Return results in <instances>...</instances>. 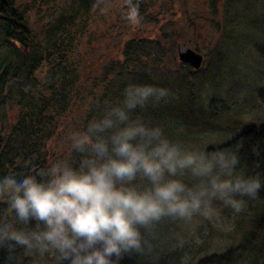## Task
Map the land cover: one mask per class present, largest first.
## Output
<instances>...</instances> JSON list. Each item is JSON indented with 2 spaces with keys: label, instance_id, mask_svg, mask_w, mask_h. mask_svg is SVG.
<instances>
[{
  "label": "clouds",
  "instance_id": "clouds-1",
  "mask_svg": "<svg viewBox=\"0 0 264 264\" xmlns=\"http://www.w3.org/2000/svg\"><path fill=\"white\" fill-rule=\"evenodd\" d=\"M94 7L106 14L110 6ZM125 19L139 23L134 0ZM168 95L150 83H129L118 103L92 113L83 127L63 133L78 162L52 157L35 167L25 159L0 172V250L19 264H120L142 254L165 221L213 222L221 208L240 214L264 188V176L240 167L238 148L220 135L185 142L137 113ZM3 264V261H0Z\"/></svg>",
  "mask_w": 264,
  "mask_h": 264
},
{
  "label": "rangeland",
  "instance_id": "rangeland-1",
  "mask_svg": "<svg viewBox=\"0 0 264 264\" xmlns=\"http://www.w3.org/2000/svg\"><path fill=\"white\" fill-rule=\"evenodd\" d=\"M11 2L13 9L24 19L28 38L26 48L31 50L32 46L43 42L49 20L56 18L62 7L74 0ZM106 2L110 6L106 14L92 6L84 17L83 26L70 29L71 34L77 32L72 48L85 52L92 46L88 53L92 56L85 59L86 63H92L102 54L99 47L106 44L122 46L124 39L138 38L159 42L162 56L145 60L143 70L154 71L153 83L167 88L168 95L158 102L149 101L144 108L157 113L160 118L156 123L163 125L169 136L178 135L185 142H194L202 133L220 135L226 138L228 145L238 148L237 138L244 128L264 130V0H134L139 17V23L135 24L125 19L127 0ZM97 3L95 0L94 5ZM2 35L1 31L0 44ZM178 42L201 55L202 64L198 70L177 60ZM3 47L0 54L12 63V59L6 58L8 50ZM8 47L22 51V46L15 40H8ZM112 58L106 60H115ZM182 79L191 88L192 107L196 113L206 110L212 100L216 101L217 108L225 109L209 121V127H187L180 119L190 98L186 87L179 85ZM79 94L67 113L53 116L48 133L45 127H39L40 132L46 129L44 133L29 140L32 144L38 137L39 148L35 151L39 150L45 161L61 156L72 160L62 136L66 129L71 132L83 125L85 111L80 101L86 94ZM93 94L96 95V90ZM6 100L0 106L1 149L11 137L20 115L14 97ZM20 152L24 155L15 159L9 157L12 163L5 164L3 171L16 168L25 159L36 158L29 145ZM256 210L246 204L236 215L230 209L221 208L215 221H201L190 226L165 221L156 227L154 234H146L149 247L142 254L126 257L133 264H194L204 257L219 255L239 245ZM20 264H33V258L25 255Z\"/></svg>",
  "mask_w": 264,
  "mask_h": 264
},
{
  "label": "trees",
  "instance_id": "trees-1",
  "mask_svg": "<svg viewBox=\"0 0 264 264\" xmlns=\"http://www.w3.org/2000/svg\"><path fill=\"white\" fill-rule=\"evenodd\" d=\"M94 4L95 0L69 2L68 6L62 7L63 10L56 18L47 23L43 42L28 50L24 19L13 9L11 0H0V32L3 33L0 48L4 46L8 50L6 58L13 60L10 63L0 54V106L4 100L14 97L20 110L11 137L4 148H0V172L5 169V164L11 165L12 159L9 157H19L23 153L19 151H23L27 145L30 152L33 151L32 155H36L32 164L35 167L44 164L45 159L38 153L39 150L35 151L39 148L36 144L38 137L32 144L29 140L36 134L44 133L46 129L48 133L53 116L59 117L67 113L75 104L79 92L87 96L82 97L80 101L85 111L84 124L92 114L88 111L90 106L101 108L107 102L118 103L123 88L129 83H150L160 87L153 83L154 71L143 70L145 60L162 56L159 42L138 38L124 39L122 46L118 44L109 47V44H106L107 46L99 47L102 54L95 57L96 60L92 63L85 62L87 56H92L88 54L92 46L85 52L72 48L77 32L71 34L70 29L83 26L84 17ZM8 40L17 41L23 52L8 47ZM111 57L115 60L108 62L106 58L109 60ZM179 85L185 86L186 93L190 95L186 112L183 118H180L187 127L207 128L209 121L225 110L217 108L216 101L212 100L206 110L196 113L192 107V93L187 81L182 79ZM85 86L90 90L87 91ZM95 90L96 95L93 94ZM137 113L149 124L156 123L160 118L157 113L145 108L135 110L133 117ZM39 127L46 129L43 128L40 132ZM237 140L242 170L247 174L264 176V130L244 128ZM71 154L72 161L78 162L79 154ZM247 205L255 207L258 211L256 210L250 218L239 245L219 255L199 259L194 264H264V188L255 199L249 200ZM7 256L6 250H0V261H3V264H10ZM14 256L19 257L20 264L25 255L17 249ZM11 264L16 262L12 261ZM120 264L133 263L125 255Z\"/></svg>",
  "mask_w": 264,
  "mask_h": 264
},
{
  "label": "water",
  "instance_id": "water-1",
  "mask_svg": "<svg viewBox=\"0 0 264 264\" xmlns=\"http://www.w3.org/2000/svg\"><path fill=\"white\" fill-rule=\"evenodd\" d=\"M204 1V0H197ZM176 58L179 62L187 64L194 70H198L202 64V57L197 52L188 48L184 43L176 44Z\"/></svg>",
  "mask_w": 264,
  "mask_h": 264
}]
</instances>
